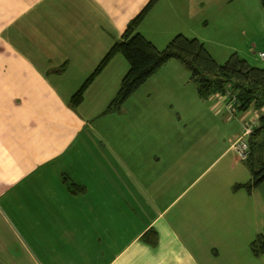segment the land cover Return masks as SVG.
Segmentation results:
<instances>
[{
    "label": "crops",
    "instance_id": "0c3cea01",
    "mask_svg": "<svg viewBox=\"0 0 264 264\" xmlns=\"http://www.w3.org/2000/svg\"><path fill=\"white\" fill-rule=\"evenodd\" d=\"M210 1L173 0L162 18L172 27L161 39L148 38L164 47L178 33L189 32L192 10ZM127 2L0 0V264H254L264 259L250 247L264 234V182L251 192L234 190L247 193L241 206L231 207L242 228L221 218L218 207L209 213L202 189L179 200L192 184L191 165L200 162L184 159L181 167L175 156L162 157L153 166L169 163L165 170L149 171L147 158L131 156L128 162L116 144L95 132L93 117L107 112L102 108L117 95L128 71L123 55L108 63L81 105H70L134 18L131 10L144 1ZM207 34L206 29L188 37L202 40L213 57V50H231ZM178 61L162 67L186 75ZM234 140L221 155L233 150ZM129 145L118 144L120 150ZM217 214L238 229H222Z\"/></svg>",
    "mask_w": 264,
    "mask_h": 264
},
{
    "label": "rangeland",
    "instance_id": "374dc122",
    "mask_svg": "<svg viewBox=\"0 0 264 264\" xmlns=\"http://www.w3.org/2000/svg\"><path fill=\"white\" fill-rule=\"evenodd\" d=\"M139 1L128 0L127 3L130 6ZM143 1L141 4L137 3L138 6L131 10L136 11L133 17L149 2ZM172 1L165 0L160 6L164 0H158L141 23L139 31H144L147 37L161 39L162 31L166 29L167 33L169 26L172 27L173 22L166 25L165 18L162 19L164 11L171 6ZM182 1L184 4L188 3V0ZM191 14L192 28L189 32H184V35L207 29L209 37L232 47L230 51L225 52L213 50L212 53L218 63H224L235 52L251 65L264 68V59L259 56V52L264 51V6L260 0H211L200 5L198 10L193 9ZM209 17L216 21H211ZM207 20L210 21L209 29ZM215 23L216 27L212 28ZM221 28L223 30H220ZM185 70L186 75H181L168 66L160 67L127 99L121 110L98 114L93 117L92 124L95 132L100 134V139L116 144L115 150L128 162L131 156L147 158L146 170H165L169 163L161 164L160 168L153 166V161H158L162 157L175 156L176 164L181 167L186 163L184 159L200 162L197 168L194 163L191 165L192 184L179 200L185 194L188 197L194 196L202 189L203 205L207 206L209 213L213 211L217 213L218 207L222 212L219 215L221 218H227L243 228L231 207L243 204L247 193L243 190L234 193V187L248 181L251 176L250 169L235 150L222 155L221 153L231 140L242 134L243 122L249 123L252 116L259 111L263 113L264 105L260 109L253 107L249 111L234 115L225 107L230 103L226 105L221 102L223 98L217 97L223 94H216L213 96L215 98L210 100L201 98L196 84L190 79V71L187 68ZM107 81L105 79V82ZM91 100L90 98L89 101ZM86 102L88 104V99ZM107 106L102 108V111L107 110ZM243 115L246 120H241ZM199 141L201 143L194 147ZM119 142H128L130 145L123 146L120 150ZM184 181L187 183V180ZM260 190L264 197V185L260 186ZM257 219L252 229H257ZM217 220L222 225L218 214ZM238 226L223 223L222 229L227 230L229 227L238 229ZM254 264H264V259L255 261Z\"/></svg>",
    "mask_w": 264,
    "mask_h": 264
},
{
    "label": "trees",
    "instance_id": "16d2710c",
    "mask_svg": "<svg viewBox=\"0 0 264 264\" xmlns=\"http://www.w3.org/2000/svg\"><path fill=\"white\" fill-rule=\"evenodd\" d=\"M158 0H149L145 7L128 23L121 38L115 42L95 70L75 92L70 100L73 108L82 104L87 88L117 54H121L129 63L128 71L122 78L117 95L111 101L107 112L119 111L127 99L144 84L155 71L171 59L181 61L191 73L201 98L210 100L216 94L221 102L227 104L231 97H225L227 90L237 95L238 102L233 105L234 115L264 105V68L251 65L237 53H233L226 62L218 63L199 38H190L177 34L164 48L157 47L147 36L139 31L150 10ZM264 6V0H260ZM224 105V104H223ZM250 153L245 160L251 171V179L236 184L234 190L245 188L251 192L264 182V118H261L249 136ZM71 187L81 189L75 183ZM251 249L257 256L264 253V234H259L251 243Z\"/></svg>",
    "mask_w": 264,
    "mask_h": 264
},
{
    "label": "built area",
    "instance_id": "2783aa9c",
    "mask_svg": "<svg viewBox=\"0 0 264 264\" xmlns=\"http://www.w3.org/2000/svg\"><path fill=\"white\" fill-rule=\"evenodd\" d=\"M259 56L264 59V51L259 52ZM225 97H231V100L228 102L230 105L225 106L230 112H234L233 105L235 102H238L237 95L232 92L231 90H227ZM264 116V106H263V113H255L252 118L250 119V122H243L244 127L242 134L238 136L234 142L232 143V148L235 150L237 155L242 159L246 160L250 153V144H249V136L252 134V132L255 130V128L259 125L261 122V118Z\"/></svg>",
    "mask_w": 264,
    "mask_h": 264
}]
</instances>
